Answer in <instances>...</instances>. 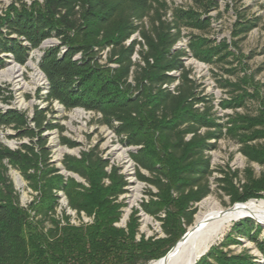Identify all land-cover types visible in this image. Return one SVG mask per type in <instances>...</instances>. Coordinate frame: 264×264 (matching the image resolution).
Wrapping results in <instances>:
<instances>
[{"label":"trees","instance_id":"trees-1","mask_svg":"<svg viewBox=\"0 0 264 264\" xmlns=\"http://www.w3.org/2000/svg\"><path fill=\"white\" fill-rule=\"evenodd\" d=\"M188 1L192 6L182 8L161 0H10L0 14V68L5 59L24 65L29 53L40 49L37 68L46 84L36 98L46 106H34L31 115L0 108V128L21 142L15 149L0 143V264H149L163 258L192 226L195 205L211 193L208 153L218 140L236 141L248 164L264 166V148L249 144L264 141V114H236L219 122L183 64L189 57L234 75L223 66L236 60L237 43L256 24L237 12L231 42L210 40L204 33L211 30L210 12L218 2ZM51 39L55 43L40 48ZM181 39L184 48L176 47ZM221 87L231 88L233 95L221 102L223 108L245 105L248 98L237 94L238 86ZM5 90L4 97L0 88V99L8 104L12 95ZM53 102L65 112L99 114L97 124L124 147L134 148L128 157L135 177L156 192H146L148 199L131 208L124 226L117 224L126 204L118 199L127 181L97 145L78 156L63 155L60 168L51 161L46 132L55 130L60 146H79L55 123ZM9 169L32 192L26 206L20 204ZM219 173L213 181L230 205L264 193V177L255 178L249 168L238 185L233 182L237 171ZM140 212L159 223L161 237L139 234ZM260 231L249 219L234 223L195 264H253L249 256L221 250L237 243V237L252 242L264 261Z\"/></svg>","mask_w":264,"mask_h":264},{"label":"rangeland","instance_id":"rangeland-1","mask_svg":"<svg viewBox=\"0 0 264 264\" xmlns=\"http://www.w3.org/2000/svg\"><path fill=\"white\" fill-rule=\"evenodd\" d=\"M29 1V0H25ZM167 3L168 6H178L188 8L192 6L188 0H161ZM218 2V9L210 12L213 18L211 30L204 33V36L210 40L226 39L231 42V30L236 20V13L244 15L245 19L253 20L255 27L249 31L238 43L236 60L232 61L231 65L223 66V69L235 70L234 75L224 73L220 67L206 65L200 63L193 58L185 57L183 64L191 71V77L199 86L198 91L201 96H205L211 101L212 110L219 122H225L227 116L251 115L258 116L264 114V0H216ZM10 0H0V14L9 5ZM220 13V16H218ZM188 31L184 30L183 33ZM195 34H199L194 32ZM55 43L54 39L45 41L40 48L46 45ZM183 48V47H182ZM105 52L102 53V59H105ZM40 55V49L33 50L29 53L27 61L24 65L14 63L10 59H5L4 65L0 68V88L4 90L3 96L8 93L5 89L11 92L12 98L8 104L2 103L0 99V108L13 107L21 111L27 112L31 115L34 106L39 105L45 107L46 103L36 98V91L41 90L40 94L44 93L45 79L43 75H39L37 68V59ZM14 68H19L20 72L14 74ZM13 73V74H12ZM235 84L239 87L238 95H245L248 100L241 108L229 109L223 108L220 104L223 101L229 102L233 97L230 94L231 88H224L221 85ZM51 109L54 110L53 117L56 119L55 123L64 126L63 135L67 138L77 142L79 146L74 149H68L60 146L57 140V132L55 130L46 132L47 144L51 149V161L57 168H60V160L63 155L70 154L78 156L80 151L97 145L101 155L109 161L110 165L116 166L120 169V173L125 176L127 181L126 192L119 197V201L126 204L122 209L121 221L118 226H124L131 212V208H139L142 200L148 199L146 192L151 190L156 192L153 187L138 181L135 177L134 164L128 157V152L133 151L132 147H124L118 141V138L106 127L100 126L96 122V117L91 113L85 112L81 109H73L65 112L56 102H53ZM258 130L263 128L257 127ZM12 134L9 129L0 128V143L8 148L15 149L21 143L20 141L10 139L8 136ZM256 148H264V141L262 139L249 143ZM240 145L229 138H222L217 141L216 148L208 153L210 157V168L213 170V175L210 178L211 193L202 201L195 205L196 213L205 211V208H200L202 202L210 205H215L221 209L230 208L228 197L217 189L213 178H219V170L227 173L238 172V178L233 182L238 185V180L243 182V172L247 168L252 172L255 178L264 177V166L256 163L248 164L246 158L239 151ZM61 174L70 175L61 170ZM143 174L147 175L144 171ZM8 176L11 179L15 190L19 194V201L22 206H26L32 199V192L26 187L19 173L13 169L8 170ZM249 200H264V193L260 192L259 197L250 198ZM244 203V202H243ZM62 207L65 201L60 200ZM238 204V203H236ZM58 209V213H59ZM71 216L72 223H77V217L74 213L67 211ZM139 234L145 237H161L160 225L143 212L139 214ZM193 217V224L195 220ZM249 219L253 221L256 226H259L261 233L259 238L264 237V223L256 221L252 217H243L232 222L226 231L215 241L210 247L217 246L225 238L234 223L241 220ZM84 221L87 219L84 217ZM192 224V225H193ZM237 243H231L227 247H221V250L229 255L249 256L253 264H264L260 252L255 248L252 242L245 238L237 237ZM209 248V249H210ZM208 249V250H209ZM208 250L202 255L204 256ZM201 256V257H202ZM200 257V258H201ZM199 258V259H200ZM198 259V260H199Z\"/></svg>","mask_w":264,"mask_h":264},{"label":"bare ground","instance_id":"bare-ground-1","mask_svg":"<svg viewBox=\"0 0 264 264\" xmlns=\"http://www.w3.org/2000/svg\"><path fill=\"white\" fill-rule=\"evenodd\" d=\"M19 72V68H14L13 73L17 74L16 76ZM39 75H42L41 72ZM200 208H205V211H199L195 215L194 224L188 228L185 239L177 243L165 258L149 264H194L232 222L250 216L264 223V200H249L227 209L203 201Z\"/></svg>","mask_w":264,"mask_h":264},{"label":"built area","instance_id":"built-area-1","mask_svg":"<svg viewBox=\"0 0 264 264\" xmlns=\"http://www.w3.org/2000/svg\"><path fill=\"white\" fill-rule=\"evenodd\" d=\"M176 47H183L184 48L185 47V40L181 39L180 41H178L177 44H176ZM134 58H136V56H134ZM172 74L176 75V73L174 71L172 72ZM171 87H173V86H171ZM88 113H91V112H88ZM91 114L94 115V116L99 117V114H94V113H91ZM83 220H84V217H83Z\"/></svg>","mask_w":264,"mask_h":264},{"label":"water","instance_id":"water-1","mask_svg":"<svg viewBox=\"0 0 264 264\" xmlns=\"http://www.w3.org/2000/svg\"><path fill=\"white\" fill-rule=\"evenodd\" d=\"M41 74H42V73H41ZM42 75H43V74H42ZM43 77H44V76H43ZM234 205H235V204H234ZM187 234H188V229H187V231L183 234V236L178 240L177 243L182 242V241L185 239V237H186ZM177 243H176V244H177ZM176 244H175V245H176ZM175 245L169 250V252H171V251L174 249ZM169 252H168V253H169ZM168 253H167L163 258H165V257L168 255ZM163 258H162V259H163ZM195 263H196V262H195ZM195 263H194V264H195Z\"/></svg>","mask_w":264,"mask_h":264}]
</instances>
